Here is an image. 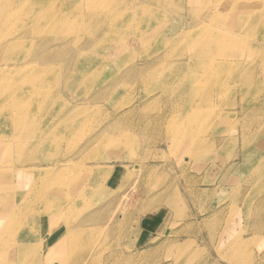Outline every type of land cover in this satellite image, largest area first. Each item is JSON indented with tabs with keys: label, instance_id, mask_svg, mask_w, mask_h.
I'll use <instances>...</instances> for the list:
<instances>
[{
	"label": "rangeland",
	"instance_id": "obj_1",
	"mask_svg": "<svg viewBox=\"0 0 264 264\" xmlns=\"http://www.w3.org/2000/svg\"><path fill=\"white\" fill-rule=\"evenodd\" d=\"M125 1L126 17L120 25L104 13L106 1L98 0L95 10L74 11L69 26L27 28L26 43L19 52L22 63L35 60L40 43L78 45L79 53L68 47L60 53L63 62L74 60L71 65L64 63L63 76L50 81L47 96L46 88L35 96L32 113L42 118L39 126L34 119L22 126L20 117L3 122L6 130L11 123L13 130L4 135L12 138L13 147L27 144L28 153L43 159L42 164H55V169L44 172L45 179L62 175L67 167H72L70 172L78 167L77 176L62 177L97 183L91 191L101 188L99 198L77 204L74 212L65 214L67 222L79 225L95 203L111 209L106 221L101 215L93 220L95 226L85 240L86 254H80L83 240L62 246V251H76L71 264L75 260L74 264L87 263L99 247L109 252H104V258L124 254L122 264H264V183L259 187L252 172L264 155V24L239 40L246 49L245 54L241 52L243 62L236 61L242 54L235 52L225 57L228 61L221 63L219 71H213L210 56L197 59L203 52L200 48H195L192 57L183 55L188 37L182 36L189 28L208 30L205 25L216 0H183V10L181 0H169L178 5L166 8L155 6L157 0ZM140 3L155 7L162 18L153 11L136 13ZM193 3L200 6L191 11ZM92 12L102 13L101 17L93 19ZM179 14L188 16L182 21ZM238 15L241 12H235L233 19ZM125 19H135V27L125 29ZM229 21L214 25L219 37L233 25ZM148 26L151 31L144 37L138 35ZM231 61L236 64L229 68L235 63ZM55 62L62 64L45 59L40 68ZM180 62L188 64L186 71L171 68ZM4 76L8 78V73ZM4 114L5 110L2 118ZM200 130L205 133L195 140ZM47 131L54 135L49 141ZM100 131L105 134L97 136ZM19 173L13 174V180L0 182L1 196L5 189L30 186ZM42 198L45 201L46 196ZM31 205L42 206L36 201ZM63 221L48 234L63 232ZM13 232L4 242L16 246L23 229ZM234 236L243 241L227 253L223 248ZM13 250L2 249L0 264H29L23 253ZM130 254L134 256L131 262Z\"/></svg>",
	"mask_w": 264,
	"mask_h": 264
},
{
	"label": "bare ground",
	"instance_id": "obj_2",
	"mask_svg": "<svg viewBox=\"0 0 264 264\" xmlns=\"http://www.w3.org/2000/svg\"><path fill=\"white\" fill-rule=\"evenodd\" d=\"M81 1L82 0H0V113L2 114L0 117V182L5 183L9 179L13 180V174H16V172H20V176L28 178V185H30L29 187L16 186L12 190L5 189L4 193L8 194V199L5 198L4 193H2V196L0 195V254H2V249H4V247L6 250L15 248V250L11 252H19V254L23 253V260H25V262L29 264H71V260L72 258H74L73 256L75 255L76 251H69L65 253L61 249L62 246H69L74 242L83 240V244L85 245V247L80 251V254H86L88 245L85 240H88L89 231L95 226L93 225V220L98 215H101L104 218L103 221H106L107 216L110 215L111 210H108L104 205H101L103 203H95L93 205H90L87 215L84 214V219L80 222L79 225L67 222L69 220V216L68 218H65V214L74 212L73 209L77 204L90 203L91 201L99 198L101 188L96 191H91L90 188H96L97 183L95 185V183L92 182L93 185H88L83 181L84 184H82L80 179L79 181L77 180L78 177H71L72 175L77 176L79 172L78 167H76V169L72 170L71 172L68 170H70L72 167H67V172H62V175L55 174L57 177L53 176V178L51 177L52 180H48V178H46V180V173L52 171V169H55V164H52L50 162V164L48 165L42 164L43 159L37 160V157H34L28 153V150L26 149L27 144H23L20 147L17 144L16 147H13L11 144L12 138L10 136L4 135V133H6L7 131L13 130L11 127V123L9 126V128L11 127V129L7 128L6 130L5 127L7 125L3 123L5 120H13L14 118L20 117V119L23 121L21 122V125L25 126L34 119L35 126H39L42 118L37 117L36 114L32 113V107L36 104L35 96H37L38 94L40 95V93L42 94V92L46 88V93L44 96L45 98L50 89V81H54L55 79L63 76L62 74H64L65 72L64 63L67 65H71L73 63L74 57H70L64 62L60 58V53L66 47H68V51L79 53L78 45L74 42H72L71 44L70 41L62 42L61 44L40 43L37 46L38 49L36 48V55L34 57L35 60H27L20 63L19 61L21 60V53L19 54V52L26 43V29L28 28L31 30H35L41 26H69L74 19V11H77L81 8H84L85 10L89 9V11L95 10V6L98 0H87L86 2ZM105 1L104 13H109L112 22L118 23L120 25L126 17L123 15L122 8L124 6H127V2L124 0L125 3L123 1L121 5H118L117 3L120 2V0H112L113 2H111V0ZM154 1L155 0H153V2ZM133 2L137 3V0H132L131 3ZM155 2V6L162 8H166L164 5H178L177 3H169V0H157ZM142 3L138 5L136 13L140 15L144 11H153L157 16L162 18L161 16L163 15L159 14L158 10L155 7L152 8L147 5L142 6ZM215 3L216 5H214V7L208 14V24L205 25V28H207L208 30H205L204 28H198L197 30L189 28L186 31L185 36H182L183 38L188 37L187 40L184 41L185 47L182 52H184L183 55L192 57V55L195 53V48H200L203 52L197 54V59L202 60L203 58L210 56L212 58L211 60L213 61V65H211L213 71H219L222 68L221 63H225V61H228L225 60L226 56H234L233 53L235 52H243L245 54L246 49L244 47L243 50L239 40L251 35L255 27L264 24V0H216ZM191 5V11H193L196 6H200V4L195 3ZM182 6L183 10V0H181L180 2V8ZM246 10H248V12H246ZM238 11L241 12L240 17L238 15L235 19H233V15ZM165 12L168 13V11ZM230 13H232V15L229 18ZM101 14L102 13L99 14V12H92V17L95 20L99 19L101 17ZM187 16H184V14H182L181 17L179 14L178 18L182 21H185V18ZM194 18H196V16H194L193 19ZM244 18L246 19L245 23L247 24L245 26H241V22ZM229 19V23L233 22V25L229 24V30H222L221 33L226 35H224L223 37H219L218 28L216 26L214 27V25L225 24L224 22L228 21ZM125 20V22H127L125 25V29L135 27V19H133L132 21H127L128 19ZM195 21L197 22L196 19ZM236 26L240 27L236 28ZM149 30H152L151 26H148L146 32L141 31V34L138 35L144 37ZM207 31H209V34H207ZM61 45L65 46L61 47ZM211 45L212 50H204L207 48H211ZM40 47H44L42 51L39 50ZM228 50L230 51L227 52ZM244 57L245 55L242 54L240 57H238L239 60L236 61L243 62ZM45 59L61 61L62 64L55 62L54 65H50L49 67L45 66V68L41 70L40 65L43 64ZM236 61H234L235 63L231 61L234 64H231L229 68L233 67L236 64ZM184 62H180L181 64H175L171 66V68L179 72L186 71L188 69V64ZM5 73H8V78L4 76ZM46 76L53 80L44 78ZM39 77L44 78V80L37 79ZM44 81L47 84H44ZM81 84L83 85V83ZM203 85L204 84L201 83V88L203 87ZM29 90L32 91L33 94H30ZM4 110L5 114L4 118H2ZM215 119H213V121ZM117 120L118 119H113V121ZM231 128L234 130L233 127ZM50 132L51 131H47V136H45L48 141L52 138V136H54L51 135ZM204 133V130H200L197 133L195 140H197V136L199 138L203 137ZM104 134V131H100L97 136ZM57 144L58 143H56V145ZM49 145H51L53 149H58L57 146L54 147L55 143H50ZM101 146H103V143ZM209 149L211 150L212 148ZM15 162H23V164L15 166ZM59 162L57 161L56 163ZM97 166L98 165H94L95 168ZM44 172L46 173L44 174ZM252 172H254V176L257 177L258 186L260 187L261 184L263 185L264 155L261 160L257 161V164L253 168ZM1 174H3L4 176H2ZM66 174L71 176L62 177ZM72 185L77 186V188H74L76 190H73ZM61 191H65L66 193L62 195L60 193ZM43 196H46L45 201L42 198ZM245 197H247V195ZM34 201L39 202L40 204H42V206H32L31 204L34 203ZM250 202L251 200L247 203ZM104 215L107 216L104 217ZM62 219H65L66 221L64 222ZM62 221L66 226L63 232H59L56 236L49 235L47 231L53 230L57 226V224ZM111 227L113 226L109 225V228ZM22 229L23 233L21 232L22 235L19 237L21 240L15 242L16 246H12L14 242H4L9 234L12 235V231H16V234H19ZM244 229L245 228H243V230ZM242 241L243 239H241V237L234 236L233 240H231L228 245L224 246L223 249H225V252L229 253L230 250H233L235 246L240 244ZM47 246H50L48 250L46 249ZM104 252L105 251L102 250L101 247L97 248L94 255L90 257L89 260H87V263L81 264H122V262H124V259L122 258L124 254L118 255L115 258H112L111 255L109 256V258H104ZM105 253L109 254V252ZM132 257H134L132 254L127 255L128 261H130ZM74 262H72V264H74Z\"/></svg>",
	"mask_w": 264,
	"mask_h": 264
}]
</instances>
